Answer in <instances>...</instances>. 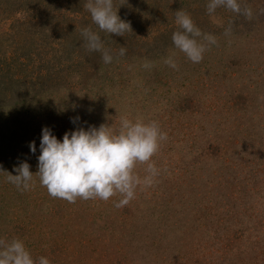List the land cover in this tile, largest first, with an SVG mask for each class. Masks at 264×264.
Listing matches in <instances>:
<instances>
[{"label":"rangeland","instance_id":"obj_1","mask_svg":"<svg viewBox=\"0 0 264 264\" xmlns=\"http://www.w3.org/2000/svg\"><path fill=\"white\" fill-rule=\"evenodd\" d=\"M85 3L0 0V170L26 161L35 174L45 126L62 139L127 114L167 132L160 175L117 208L53 198L38 177L21 191L0 173V239L51 264H264V0H240L251 18L218 8L215 21L207 0H114L123 36L100 31ZM179 9L217 38L200 63L173 46ZM89 26L110 64L84 46Z\"/></svg>","mask_w":264,"mask_h":264},{"label":"clouds","instance_id":"obj_2","mask_svg":"<svg viewBox=\"0 0 264 264\" xmlns=\"http://www.w3.org/2000/svg\"><path fill=\"white\" fill-rule=\"evenodd\" d=\"M84 7L102 32L123 36L131 30L130 22L118 15L114 0H86ZM218 8L248 18L253 15L250 8L241 7L240 0H207V12L214 21ZM175 25L173 46L192 63H200L205 52L217 44L216 36L203 32L185 10L175 11ZM230 31L231 28L225 29V35ZM81 35L89 51L100 52L105 64L113 61L114 55L105 47L99 32L89 26L81 29ZM126 51L121 46L118 56L126 55ZM165 63L178 70L173 56L167 57ZM71 119L75 124L80 118ZM167 139L168 134L158 121L139 116L130 119L127 114L119 117L118 129H114L112 123L99 127L89 125L66 131L62 139L45 126L41 131L38 171L33 174L25 161L14 167L15 175L2 170L0 173H6L7 181L21 191L30 190L35 185L34 177H38L40 185L53 198L75 203L77 198L109 201L118 197L113 205L121 208L135 199L139 188L151 187L157 181L160 169L152 158ZM29 148L35 154L36 142L31 141ZM137 164L147 165L143 176L136 172ZM0 264H51V261L47 256L34 258L22 239L13 238L8 242L0 239Z\"/></svg>","mask_w":264,"mask_h":264}]
</instances>
